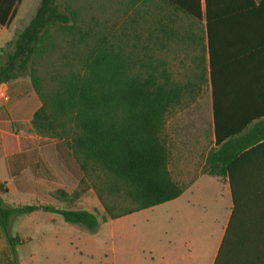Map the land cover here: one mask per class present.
I'll return each mask as SVG.
<instances>
[{"label": "trees", "instance_id": "16d2710c", "mask_svg": "<svg viewBox=\"0 0 264 264\" xmlns=\"http://www.w3.org/2000/svg\"><path fill=\"white\" fill-rule=\"evenodd\" d=\"M162 1L204 21L202 62L211 89L214 146L202 172L225 179L231 195L228 221L213 264H264V66L260 69L256 63L250 72L248 59H223L218 49L227 32L240 33L238 53H244L246 20L252 13L264 12V0ZM18 2L0 0V26L8 25ZM76 20L72 0H39L28 23L0 47V85L28 75L42 100L31 116L32 127L62 139L82 173L93 169L103 175V187L97 190L104 210L102 221L178 197L184 187L168 169L160 129L168 108L194 85L181 84L163 65L147 62L133 67L117 45L100 41L81 72L67 76L61 88L42 95L33 63L51 46L50 30L72 26ZM62 115L72 119L67 133L59 131L64 126ZM3 192L6 188L0 184V233L14 264H18L15 247L23 242L9 231L15 215L44 210L88 230L99 223L97 214L85 208L10 204ZM59 193L68 195L63 189ZM70 195L75 198L77 193ZM120 200L126 205L120 206Z\"/></svg>", "mask_w": 264, "mask_h": 264}, {"label": "rangeland", "instance_id": "374dc122", "mask_svg": "<svg viewBox=\"0 0 264 264\" xmlns=\"http://www.w3.org/2000/svg\"><path fill=\"white\" fill-rule=\"evenodd\" d=\"M38 1L19 0L11 21L0 26V45L13 39L14 33L28 23ZM72 1L77 9L76 22L69 27L52 28L51 46L33 63L41 94L49 95L64 85L67 76L81 72L100 41L117 45L133 67L147 62L163 65L181 84L190 82L194 85L193 90L185 89L189 93L185 92L168 108L160 129V138L167 147L168 169L184 189L169 201L102 221L100 216L104 210L97 198V190L103 187V175L93 169H89L88 174L80 170L79 181L70 187L67 196H61L59 189L62 188H58L56 181L62 178L53 168L57 166V156L51 151V164H48L38 153L35 165L7 183L0 181L6 188L1 194L3 199L10 204L85 208L97 214L99 223L94 230H88L79 223L66 222L60 215L44 210L15 215L9 231L23 240L15 247L17 263L146 264L149 244L156 245L153 239L163 235L164 230L175 231L170 220L177 218V231L191 232L196 227V231L209 234L213 242L228 218L231 195L225 179L202 172L205 157L214 146L210 86L203 63L204 21L188 16L162 0L139 3L129 0ZM201 73L203 77H200ZM16 80L32 88L28 75ZM20 84L16 90L14 84L10 87L12 101L21 98V94H16L19 89L22 95L24 93L25 84ZM38 98L41 104L39 95ZM22 114L29 117L31 110ZM30 119L22 123L23 142L36 146L50 143L57 147L60 139L49 131H36ZM60 119L64 126L59 131H68L73 124L70 115H62ZM11 127L10 131L19 130L17 125ZM43 181H49L50 186H44ZM47 190L50 191L47 193ZM72 192L77 193L75 198L71 197ZM118 203L126 205L121 200ZM0 264H14L1 233Z\"/></svg>", "mask_w": 264, "mask_h": 264}, {"label": "crops", "instance_id": "0c3cea01", "mask_svg": "<svg viewBox=\"0 0 264 264\" xmlns=\"http://www.w3.org/2000/svg\"><path fill=\"white\" fill-rule=\"evenodd\" d=\"M254 1L257 3L259 0ZM257 15L252 13L249 16L250 18L246 20L248 32L243 33L244 36L242 38L246 43V49L243 50L244 53L240 52L241 47L236 42L237 39H241L240 33L233 34L227 32L218 45L219 57L223 59L231 60L233 57L236 59L241 57L248 59L250 72L253 70V67H257L256 63L261 64L260 69L264 66V12ZM7 40L3 41L0 46ZM231 41L235 43L230 44ZM229 62L231 61H227L228 65ZM20 83L25 84V82L13 79V81L10 80L0 85V149L2 152L0 154V181L7 183V180L29 169L31 165H35L38 153L41 154L43 161L51 164V151H53L58 158L57 166H53V168L56 170L57 176L62 178L61 181L57 179L56 184L58 188L70 192V187H73L79 181L81 171L65 142L60 139L57 147L51 146L50 143L36 146L25 140L23 142L25 134H23L22 127L20 126L22 124H14L17 127L19 126L17 132L10 131L13 125L10 122L25 123L31 118L35 109L40 106V100L36 92L26 84L23 95L20 89L16 92L18 95L21 94V98L12 101L10 87L14 84L16 90L20 88ZM29 110H31L29 117L22 114ZM42 184L50 186L49 181L48 183L47 181H43ZM50 190H47V193ZM170 221L175 231H172V229L168 231L166 229L163 235L155 236L152 242L157 243L156 245L149 244L148 254L145 258L146 264H213L228 218L221 234L213 242L209 239V234H202L196 231V227H194L195 231L191 232L177 231L175 228L179 226L177 224L178 218L177 220L172 219Z\"/></svg>", "mask_w": 264, "mask_h": 264}]
</instances>
